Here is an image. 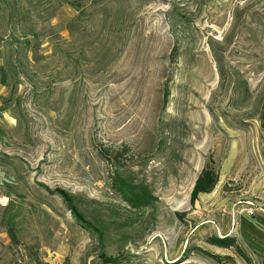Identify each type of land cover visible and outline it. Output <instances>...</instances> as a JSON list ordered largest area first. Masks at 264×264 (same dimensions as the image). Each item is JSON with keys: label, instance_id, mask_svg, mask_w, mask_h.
<instances>
[{"label": "rangeland", "instance_id": "374dc122", "mask_svg": "<svg viewBox=\"0 0 264 264\" xmlns=\"http://www.w3.org/2000/svg\"><path fill=\"white\" fill-rule=\"evenodd\" d=\"M262 115L264 0H0V264H264Z\"/></svg>", "mask_w": 264, "mask_h": 264}, {"label": "trees", "instance_id": "16d2710c", "mask_svg": "<svg viewBox=\"0 0 264 264\" xmlns=\"http://www.w3.org/2000/svg\"><path fill=\"white\" fill-rule=\"evenodd\" d=\"M261 121H262V123H261V127H262V129H264V115H262V117H261ZM100 154L102 155L103 158H105V159H109V158L107 157V156L109 155L108 151H102ZM34 262H35V264H45V263H43L42 261H40V259L37 258L36 255H34Z\"/></svg>", "mask_w": 264, "mask_h": 264}, {"label": "built area", "instance_id": "2783aa9c", "mask_svg": "<svg viewBox=\"0 0 264 264\" xmlns=\"http://www.w3.org/2000/svg\"><path fill=\"white\" fill-rule=\"evenodd\" d=\"M6 206H7V201L3 197H0V207L5 208Z\"/></svg>", "mask_w": 264, "mask_h": 264}]
</instances>
